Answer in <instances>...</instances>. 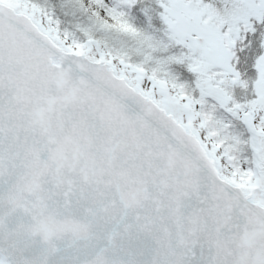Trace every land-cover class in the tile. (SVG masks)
<instances>
[{"label":"snow or ice","instance_id":"1","mask_svg":"<svg viewBox=\"0 0 264 264\" xmlns=\"http://www.w3.org/2000/svg\"><path fill=\"white\" fill-rule=\"evenodd\" d=\"M70 2L85 40L36 0H0V264H264V50L255 79L240 70L264 0H161L166 39L130 22L136 0ZM73 78L105 98L102 126L70 118Z\"/></svg>","mask_w":264,"mask_h":264},{"label":"rangeland","instance_id":"2","mask_svg":"<svg viewBox=\"0 0 264 264\" xmlns=\"http://www.w3.org/2000/svg\"><path fill=\"white\" fill-rule=\"evenodd\" d=\"M48 1L50 2V4H49L50 7L51 8L54 7L53 1L52 0H48ZM61 1H62V6L64 7V11H66V8H67V5H68V4L65 5L66 1L69 3L70 6L74 5L73 3L70 2V0H61ZM156 3H157V5L160 4L161 7H162L161 0H157ZM38 4H40V3H38ZM140 7H138V8H140ZM162 10L164 11L163 7H162ZM53 12H55V10L54 11L51 10L52 15H54ZM80 12H82V11H79V13ZM141 13L143 15L144 21H146L145 23L141 22L142 21L141 19L132 20L133 14L128 17L130 22L133 23V25L135 27H137L141 31L145 32L146 34L153 35V36H155L157 38L166 39V37H165V29H166L167 26L165 25V23H164V21L162 19L161 13H158L157 11L156 12L155 11L152 12V11H147V10H143V12H141ZM71 14H72V12L70 13V15ZM72 16L75 17V21L74 22H72V21L68 22L70 27L67 25V17L63 16V18L66 21L65 22V25L67 26L66 29H69L70 33H72L76 38H77L78 35L79 36L81 35L82 39L85 40L86 36L81 31L78 30L77 25L86 23L87 22V18H85V17L81 18L80 16H78L76 14H72ZM54 19L58 20L56 18H54ZM138 21H140V23H137ZM261 35H262L261 40L264 41V25H263V31H262ZM262 50H264V49L261 48L259 53ZM184 51H186V49H183V47L180 46V45H172L167 50L156 51V52L153 53V56H154L155 59L150 61L147 66L150 67V68H155L157 66L156 65V61L157 60H159V59H167L168 57L174 56V55L175 56H179ZM259 53L256 54V55H259ZM142 60H143L142 56L137 55V56L133 57V61L140 62ZM178 66H181V67L184 66V68H185L184 72ZM165 68H166V71L168 73H170L172 76H174L176 78V81L178 83H183V84L188 85L189 89H194L195 88V82L194 81L196 80V74L189 70V68L187 66V63H179V62L173 61V62L167 64L165 66ZM160 74L164 75L163 72L160 73ZM253 79H255V76L252 77V80ZM250 84L251 83H249V85ZM195 92H196L195 96H198L199 95L198 89ZM232 94H233L234 98L237 101H242L240 98L237 97L236 87H234L232 89ZM243 101H244V99H243ZM213 104H215V102L210 100L209 101V105H208L209 110H211V106ZM216 115L219 118H223V119L232 121L233 127H232L231 130H232L233 133H238V134H240L242 136L244 135L245 137L248 135L247 132L244 131L243 126L240 125L239 121L233 120L232 117H230L228 113H226L222 108L219 107V105H216Z\"/></svg>","mask_w":264,"mask_h":264},{"label":"water","instance_id":"3","mask_svg":"<svg viewBox=\"0 0 264 264\" xmlns=\"http://www.w3.org/2000/svg\"><path fill=\"white\" fill-rule=\"evenodd\" d=\"M73 86L76 91V102L70 109H68L70 112V118H85L93 124L102 126V117L108 112V105L103 95L86 80L73 78ZM49 88L55 91L57 95L63 94L62 89L56 87L54 77H50ZM133 131L144 142H150V134L138 126L134 129L132 126H129L124 129L121 134L127 135L131 134ZM21 135L23 136L24 133H21ZM24 219L26 221L27 217ZM25 254L29 255L30 253Z\"/></svg>","mask_w":264,"mask_h":264},{"label":"trees","instance_id":"4","mask_svg":"<svg viewBox=\"0 0 264 264\" xmlns=\"http://www.w3.org/2000/svg\"><path fill=\"white\" fill-rule=\"evenodd\" d=\"M37 3H40L41 5H48L50 6V2L48 0H36ZM54 3V8L56 11L62 13L65 12L66 17L69 19V21H75V17L72 16V14H77L79 13V8L75 5L70 6L69 3L66 1L65 5H67L66 10L68 9V11H64V7L62 6V1L61 0H52ZM157 0H140L139 3L137 4L136 8H135V12L133 14L132 20H138L141 19L143 23H145L146 21H144L143 19V15L141 12H143V10H147V11H157L158 13H162V7L160 4L157 5ZM52 4V3H51ZM141 6V7H140ZM140 7V8H138ZM82 11V10H80ZM72 12V14L70 15V13ZM80 17H85L87 18L86 14L83 12H80ZM131 18V17H130ZM137 23H140V21H138ZM133 24V23H132ZM256 27L258 30V33L256 36H250L249 39L252 41V46L250 48H246V52L241 54L240 56V70L241 72H243L245 74V78L251 82L252 81V77L255 76L254 72L251 69V63L252 60L254 58V56L256 54L259 53L261 47H260V42L262 41V31H263V25L260 22H256ZM135 57V56H134ZM148 67V66H147ZM181 70H183L184 72V66H178ZM150 69V67H148ZM195 82V81H194ZM251 85V84H250ZM249 85V87L247 89H244L242 87L237 86L236 87V91H237V97L240 98L242 101L243 99L246 100L248 98L251 97L252 95V87ZM197 91V90H195ZM193 92V95L196 94V92Z\"/></svg>","mask_w":264,"mask_h":264}]
</instances>
